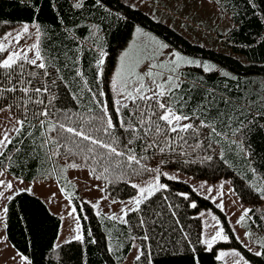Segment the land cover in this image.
Segmentation results:
<instances>
[{
  "label": "snow or ice",
  "instance_id": "1",
  "mask_svg": "<svg viewBox=\"0 0 264 264\" xmlns=\"http://www.w3.org/2000/svg\"><path fill=\"white\" fill-rule=\"evenodd\" d=\"M65 2L69 11L89 10L87 0ZM244 3L245 10L238 15L250 16L264 27V0H244ZM45 6L54 13L52 24L40 21ZM14 7L30 13V19L20 22L17 29L4 32V39L0 40V54H3L0 55V102H3L0 111L8 114L5 126L0 127V156L9 153L7 163L0 160V173L13 166L12 154L19 158L17 166L22 171L29 160L36 161L41 175H54L57 181L63 178L66 182L60 184L59 190L67 193L69 215H74L78 209L83 212L84 207L72 203L76 193L68 191L67 184L71 182L65 175L67 169L89 168V174L99 180L126 181L135 194L127 197V203L121 202L119 215L96 211V216L127 226L125 239L136 248L137 264H201L204 254L223 264H257L254 258H264V235L254 238L251 225L257 224V219L249 207H243L235 221L245 228L243 236L249 243L241 239L235 228H231L229 234L221 218L210 208L195 211V217L201 218V227L193 241L183 227L179 229L180 239H175L177 230L166 223L167 217L175 218L173 224H180L176 211L179 204L172 203L169 195L162 196L165 207L153 203L158 193L170 190L169 183L162 182L163 178L181 180L177 174L179 169L171 173L164 170L170 163L199 161L201 165H212L218 159L229 168L234 167L228 155L242 159L250 177L246 189L242 187L237 192L229 187L228 191L236 196L232 203L245 195L255 194L264 199V81L259 88L248 87L242 85L239 77L216 64L182 54L136 21L129 11L138 8L134 0H123L115 10L108 0H93L91 8L101 10L102 15L99 22L93 23L96 15L94 11L89 13L86 25L89 35L85 37H77L75 30L80 25L63 13L61 0H15ZM113 18L117 24L123 21L131 39L118 54L110 77L114 95L106 102L102 99L104 90L97 87L93 91L80 64L85 45L89 50L95 48L99 55L94 60V78L100 80L108 55L99 46L102 25L107 21L110 26ZM3 23L8 25L11 21ZM31 37L34 42L19 45L23 38ZM44 43L49 47H43ZM192 65L199 66L203 73L220 72L236 81L235 87H230L228 81L223 85L210 84L203 76H192L185 71ZM62 70L70 71L74 80L69 81ZM61 85L75 102L74 111L62 104ZM157 154L159 162L154 167L149 166L147 160ZM61 155L65 163L58 170L42 167ZM139 175L149 178L142 184L137 183L132 177ZM24 179L23 175L15 176V184L12 180L0 179V233H4L0 240L8 239L6 232L10 216L14 214L10 202L18 199L20 193L34 194L35 180L21 186ZM225 183L223 178L216 183L205 180L190 186V191H178L175 195L183 198L189 209L199 208L195 193L213 201L223 211L221 197ZM94 187L104 192L107 185ZM81 200L83 203L84 198ZM99 202L87 201L91 209H97ZM129 213L135 218V224L131 223ZM82 218L87 219L74 216V230L64 240L59 239L61 225V231L56 233L57 242L49 246L47 257L55 255L60 264H65V260L76 255L77 264H87L83 250L70 255L63 247L72 241L84 244L88 238L96 243L91 230L82 231ZM258 219V228H264V216ZM230 239L239 242L252 257L236 247L214 248L217 242ZM123 243L124 240L114 239L110 233L106 250L111 255ZM28 244L31 246L30 240ZM7 246L12 248L14 264L16 257L20 264H35L34 257L20 251L15 244ZM47 257L41 253L42 264ZM120 259L121 256H115L117 264ZM48 264H52L50 259Z\"/></svg>",
  "mask_w": 264,
  "mask_h": 264
},
{
  "label": "trees",
  "instance_id": "2",
  "mask_svg": "<svg viewBox=\"0 0 264 264\" xmlns=\"http://www.w3.org/2000/svg\"><path fill=\"white\" fill-rule=\"evenodd\" d=\"M223 12L229 17L232 22V26L227 29L224 33L220 34L221 42L229 47L232 53H224L222 51L215 50L210 47H206L202 44L191 42L185 36L180 34L171 26L152 19L147 13L141 9H130L131 15L136 17V21L140 22L143 27L158 35L164 39L168 44L177 48L182 53L192 56L203 57L211 60L223 67L224 71L231 73L233 76L239 77L242 85L248 87L259 88L261 81H264V27L252 17L238 15L243 13L246 5L244 0H213ZM15 0H0V34L4 33L8 28L19 24L20 22L30 19V13L21 12L14 7ZM63 3V13H66L70 19L76 20L77 24L80 25L76 29L77 37H85L89 35V29L86 27L89 22V13L93 12L96 15V20L93 23L99 22L102 15L101 10L91 8L93 0H87L86 6L88 11L76 12V10L69 11L68 3L65 0H61ZM108 3L115 10L119 5L123 3L122 0H108ZM76 12L75 15L73 13ZM62 13V14H63ZM54 13H52L47 6H45L40 13V21L42 23L52 24ZM83 19V24L81 20ZM11 21L10 24L5 25L3 21ZM58 25V22H56ZM103 31L101 32V40L99 46L103 47L108 53L105 57V63L102 66L104 71L99 81L94 78V60L98 57L99 53L95 48L89 50L87 44L81 53V68L88 80L89 86L95 91L97 87H102L105 90V101H111V95L108 90L107 77L111 72L115 60L117 51L130 37L129 28L121 21L119 24L115 22L113 18L112 24L109 26L108 22L102 25ZM28 38H23L25 41ZM90 39H94L90 37ZM79 43V40H77ZM43 47H49L47 43L43 44ZM69 47H72L69 44ZM3 55V54H0ZM193 69L188 72L192 76H203L205 80L211 83L224 84L228 81L230 87H235L236 81L231 80L228 77H224L220 72L213 71L209 73H203L200 67L192 66ZM62 74L69 81L74 80V76L70 71L62 70ZM252 82H255L253 85ZM61 95L64 97L62 104L72 109L75 108L73 105L74 101L68 95L67 91L63 89L61 85ZM87 99V97H85ZM59 106V105H58ZM0 108H3V102H0ZM27 143V142H26ZM13 155V166L7 171L12 176L23 175L24 180L30 181L35 175L45 179V175H41L37 170V162L29 160L27 166L24 167L23 171L20 166H17L18 157ZM23 155V154H21ZM8 152H5L3 156H0V160L7 163ZM227 158L233 162L234 167L229 168L224 165L218 159L215 160L214 164L210 165L205 163L201 165L199 161L196 163H170L165 169L177 170L185 175L192 176L194 179L207 180L208 182H215L223 178L226 181H232L229 183L237 192L242 187L247 188V179L250 178L246 174L245 162L233 155H228ZM58 159L65 163L63 156H58ZM159 162V154L156 157L147 160L149 166H156ZM50 163L53 164V160L47 165L42 167H50ZM2 166V165H0ZM90 170V169H89ZM148 175L133 176L134 181L147 178ZM103 186L107 185L105 192L115 198H127L129 195H133L134 190L126 183V181H103ZM162 182L169 183L170 190L168 192L158 193L153 201L154 204H159L161 207H165L162 200L163 195H169L170 200L174 204H179L180 207L176 209L180 224H173V219L166 217V223L171 225L177 231L175 232V239H180L179 229L183 227L184 231L190 234L193 241L197 239L198 232L201 227V218L195 217V211L210 208L217 216L221 218L222 223L225 226V230L230 233L232 228L227 215L218 209L211 200H207L202 196H198L193 193L194 198L198 199L199 208L197 210L189 209L186 207V201L183 198L175 195L178 191H190V184L184 180L170 181L167 178H163ZM73 204L84 207V211L80 212L77 210V215L81 217H87V219H81L82 231L87 233L91 230L92 237L95 238L96 243L92 242L91 238L86 239L84 244L72 241L70 245H64L65 251H68L70 255L73 253H79L83 250V258L87 261V264H117L115 256H121V259L126 255L129 250V243L125 239L127 236V226L122 225L119 221H111L103 218V216H96V211L91 209L90 204L87 201L79 203L77 198H73ZM241 203L250 205L254 218L257 219L259 224V217L264 216V199L257 197L255 194L245 197L239 200ZM143 207V206H142ZM10 209L13 210V215L10 216V223L7 229L6 235L8 241L11 244L20 249V251L34 257L35 264H42L41 253H44L47 257V250L52 243H55L56 233L59 228L60 220L57 215L51 212L46 203L38 196L29 193H20L19 198H14L13 202H10ZM23 209V211L21 210ZM103 214V213H102ZM132 217L131 223L135 224V218L131 213L128 214ZM23 217V218H21ZM257 224L251 225V230L254 233V238L264 235V228H258ZM244 228V227H243ZM245 229V228H244ZM114 239L119 237L124 240L123 246L120 247L115 253L109 254L106 250V243L109 234ZM123 233V236L120 234ZM139 235V233H136ZM31 241L29 246L28 241ZM139 241V239H138ZM140 242V241H139ZM226 248L236 247L242 251L246 256L252 257V253H248L246 249L242 247L235 239L229 241H219L214 248ZM63 255V253H59ZM52 261V264H60L57 260V256L53 255L47 257L43 264H48V260ZM120 259V260H121ZM257 264H264V258H254ZM143 261V257L141 258ZM65 264H77L76 255H73L71 260H65ZM134 264L137 261L134 260ZM201 264H223V261L217 262L208 254L202 256Z\"/></svg>",
  "mask_w": 264,
  "mask_h": 264
},
{
  "label": "rangeland",
  "instance_id": "3",
  "mask_svg": "<svg viewBox=\"0 0 264 264\" xmlns=\"http://www.w3.org/2000/svg\"><path fill=\"white\" fill-rule=\"evenodd\" d=\"M134 2L138 4L139 9H141L151 17L153 16L157 17L156 20H159L171 26L191 42L199 43L206 47H210L215 50L222 51L224 53H232L229 47H227L224 43L221 42V38H220V34L224 33L227 29H229L232 26V22L229 19V17H227V15L223 12V10H221V8L213 0H143L142 3L140 2V0H134ZM18 26L19 24L12 26L8 28L6 31H9V29L15 30L18 28ZM146 30L149 31L148 29ZM156 36L162 39L158 35ZM3 39H4L3 33H1L0 40ZM129 39H131V35L117 51L115 64L117 62L118 54L120 50L122 49L123 46L126 45ZM32 42H34V37L28 38L25 41L21 40L19 42V45L23 47L25 44H30ZM182 54L187 55L185 53ZM187 56L200 59L202 61L207 60L209 61L210 64H216L218 68H223L219 64L211 60H208L206 58L192 56V55H187ZM115 64L107 77L108 90L110 92L111 98L113 97L114 94L112 93L111 90L110 77L112 71L114 70ZM192 66H187L185 68V71L188 72L189 70L193 69ZM102 89L104 90V88ZM102 99L105 100V96L102 97ZM7 116L8 114L6 112L0 111V127L5 126V123L7 122ZM63 164L64 163L60 161L58 157H55L53 159V164L50 163V167H55L58 170L60 166H62ZM164 170L169 171L170 173L176 172L175 170H171V169H164ZM89 172H90L89 168L67 169L65 175L67 177V181L71 182L70 184H67L68 191L74 190V192L76 193L74 197L78 199L79 203L82 202L81 198H84V201H92V202L99 200L100 202L98 208L94 209L95 211H100L103 214L116 213L117 215H119L121 202L127 203V198H115L108 195L105 191L100 192L97 189V187H94V185H100L101 187H104L103 183L99 179L90 175ZM177 174L180 175L181 180L187 181L191 186L196 185L201 181H203V180L194 179L192 176L185 175L180 172H177ZM148 178L149 177L145 179L137 180L135 182L142 184L146 182ZM10 180H12L14 183V180L12 178H10ZM33 180H35V183L33 184L34 195L42 199L48 206L49 210L59 217L60 224L58 231H61V225H62V233L59 239L61 240L67 239L70 235V232L74 230V216L77 215V212L74 215L68 214L70 209L68 206L67 193H61L59 190L60 184L66 182L63 180V178L61 181H57L56 176L54 175H47L45 179L41 178L38 175H35L30 181L27 182L32 183ZM27 182L24 181V184L21 186L27 185L28 184ZM216 182L217 181L208 182V183H216ZM227 182L228 181H226L222 189L223 195L221 199H223L224 201L223 212L227 215L231 227L235 228L236 233L241 236V239L244 240L246 243H249L248 239L243 236V231L245 229L241 224H235V221L238 219L242 211V208L243 207L250 208V205L241 203L240 201H237L235 204H233L232 201L236 200V196L228 191L229 187L231 186ZM52 193H55V195L53 196ZM101 196H103L104 199H100ZM209 222L212 223V221ZM0 235H4V233H0ZM55 242H57V236L55 238ZM10 244L11 243H9L8 240L7 241L0 240V259L5 261H9L11 259V249H10L11 247L7 246ZM136 244L137 245L140 244L138 239L136 241ZM130 247H131V251L129 250L127 251L126 255L119 261V264H134V260H135L134 256H135L136 248L132 247L131 244L129 243V248ZM228 248H232V247H226L223 249H228Z\"/></svg>",
  "mask_w": 264,
  "mask_h": 264
},
{
  "label": "crops",
  "instance_id": "4",
  "mask_svg": "<svg viewBox=\"0 0 264 264\" xmlns=\"http://www.w3.org/2000/svg\"><path fill=\"white\" fill-rule=\"evenodd\" d=\"M10 178H12L14 180V183L16 182L15 181V178L12 177L11 175L7 174L6 172H3V173H0V179H3V180H10ZM27 182V180H26ZM28 183V182H27ZM29 184V183H28ZM10 243V242H9ZM11 245V244H10ZM11 249V259L9 261H5V260H2L0 259V264H14V259H13V251H12V248ZM15 264H20L19 260H18V257L15 258Z\"/></svg>",
  "mask_w": 264,
  "mask_h": 264
}]
</instances>
